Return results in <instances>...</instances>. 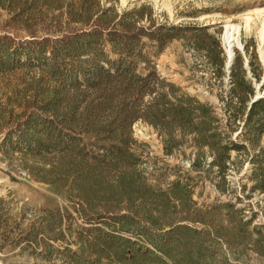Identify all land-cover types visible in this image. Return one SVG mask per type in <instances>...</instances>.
<instances>
[{"label": "rangeland", "instance_id": "1", "mask_svg": "<svg viewBox=\"0 0 264 264\" xmlns=\"http://www.w3.org/2000/svg\"><path fill=\"white\" fill-rule=\"evenodd\" d=\"M97 1L137 35L134 72L152 73L151 92L126 102L147 104L160 93L157 115L124 125L121 141L65 130L85 147L78 170L60 174L61 182L40 180L55 162L33 155L47 153L42 145L28 151L18 142L14 127L25 117L16 116L36 112L32 127L41 134L43 120L55 122L41 112V98L56 91L78 116L102 90L85 87L87 71L70 73L86 54L26 44L24 28L0 6V37H8L0 67V264H67L64 248L87 264H264V0ZM226 22L239 25L242 44L229 66ZM103 52L119 55L109 43ZM7 132L11 145L2 147ZM68 138L60 136L59 147ZM47 221L37 243L25 237Z\"/></svg>", "mask_w": 264, "mask_h": 264}, {"label": "trees", "instance_id": "2", "mask_svg": "<svg viewBox=\"0 0 264 264\" xmlns=\"http://www.w3.org/2000/svg\"><path fill=\"white\" fill-rule=\"evenodd\" d=\"M0 6L12 15L10 23L24 28L30 39L25 41L26 44L42 45L52 42L54 45L59 44L69 54L77 56L86 54L83 60L80 58L76 60L75 65L70 68V73L87 71L84 76L85 87L95 91L102 90L100 95L103 99L86 103L78 116L74 114V107L68 101L63 104L57 101L59 94L56 91L50 92L44 99L41 98V112H51L55 120V122L43 120L44 130L41 134H37L36 129L32 127L33 122L41 120L36 112L27 113L25 110L16 116L25 117L14 127L18 142H23L28 151L32 149L31 145L36 149L37 145H42L47 153L37 151L33 155L49 158L55 162L54 166L39 172L40 180L50 183L61 182L64 178L60 174L78 170L79 161L83 159V156L81 158L78 156L85 147L82 145L78 148L79 139L69 136L64 132L65 130L74 133L101 131L107 138L121 141L120 135L123 134L124 125H130L134 119L140 117L150 121L156 117L162 96L160 93L155 94L147 104H140L138 101L126 102L128 95H135L139 100L145 89L151 92L148 78L152 73H149L148 77H142L134 72L137 35L133 33L131 24L123 22L122 16L112 14L110 9L103 10L97 0H0ZM116 25H123L122 30L117 29ZM7 38V36L0 37V67L6 62L4 56L8 51ZM107 43L110 44L112 51L118 52L117 58H107L103 52V45ZM2 119L3 116L0 114V130H2V121L5 123ZM12 132L4 135L2 147L8 143L11 145ZM62 135L69 137V143L59 147L62 140L58 138ZM76 149L78 150L75 151ZM112 151L119 152L116 148ZM92 165L99 166L98 163ZM49 229L47 221L37 228L30 227L25 237L30 242L37 243L38 230L46 233ZM105 246L113 249L115 256L119 255L120 252L108 242H105ZM61 252L67 253L69 250L64 248ZM91 252L97 253L93 249ZM66 253L64 257L67 264L91 262L84 260L83 263L82 254Z\"/></svg>", "mask_w": 264, "mask_h": 264}, {"label": "bare ground", "instance_id": "3", "mask_svg": "<svg viewBox=\"0 0 264 264\" xmlns=\"http://www.w3.org/2000/svg\"><path fill=\"white\" fill-rule=\"evenodd\" d=\"M262 26H264V20ZM239 28H240L239 25L230 22H226L223 25L222 40L224 43L225 52L227 56L226 58L227 66H229L230 61H232L234 55L233 47H238V48L242 47V44L240 43L238 36Z\"/></svg>", "mask_w": 264, "mask_h": 264}]
</instances>
